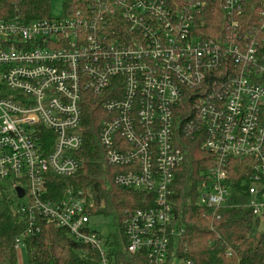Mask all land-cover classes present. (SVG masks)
I'll use <instances>...</instances> for the list:
<instances>
[{
    "label": "built area",
    "instance_id": "obj_1",
    "mask_svg": "<svg viewBox=\"0 0 264 264\" xmlns=\"http://www.w3.org/2000/svg\"><path fill=\"white\" fill-rule=\"evenodd\" d=\"M208 3L84 0L56 19L0 21V179L23 191L24 237L39 231V217L109 264L112 242L90 226L92 193L69 187L46 198L49 178L69 179L81 168L75 155L90 98L106 116L98 141L106 163L120 170L114 185L148 195L150 206L125 213L130 255L144 253L145 264H191L175 257L185 232L172 204L175 174L185 165L175 112L191 93L201 148L211 157L196 206L210 217L227 207L232 162L247 160L248 208L264 222V0H217L216 38L205 37ZM225 63L236 73L220 76L225 84L213 88L222 93L202 89Z\"/></svg>",
    "mask_w": 264,
    "mask_h": 264
},
{
    "label": "trees",
    "instance_id": "obj_2",
    "mask_svg": "<svg viewBox=\"0 0 264 264\" xmlns=\"http://www.w3.org/2000/svg\"><path fill=\"white\" fill-rule=\"evenodd\" d=\"M84 0H63V15L75 10ZM217 0H209L205 13V37L216 38L222 23V14L216 6ZM49 0H0V21L19 20L24 24L50 20ZM215 25L217 29H215ZM261 48L264 54V36ZM229 63L209 75L202 83V89L222 93L213 86L225 84L226 75L232 76ZM221 76V77H220ZM196 93H191L190 101L180 105L175 116V146L183 152L185 165L175 174L172 197L177 223L184 230L182 242L175 252L177 260L186 259L191 264H264V225L252 216L248 208V190L252 185L249 177L252 169L249 161L234 160L228 172L227 187L230 197L227 207L218 215L210 217L196 206V187L203 173L211 167V157L201 148L203 137L197 132V122L193 112ZM106 116L97 100L85 101L81 114V136L83 147L75 157L80 163L79 172L69 179L49 178L47 199L56 200L66 188L72 187L94 196L92 215H110L116 227L112 236L109 264H145L144 253L130 255L125 247V213L150 206L148 195L142 192L117 187L112 177L119 168H112L105 161V153L99 145L98 131ZM185 125H191L189 130ZM14 183L0 179V264H16V241H21L25 249L27 264H100L97 252L89 247L73 242L66 231L57 229L37 217L39 231L24 237L28 228V217L19 214L20 203L14 192ZM264 185V180H263Z\"/></svg>",
    "mask_w": 264,
    "mask_h": 264
},
{
    "label": "rangeland",
    "instance_id": "obj_3",
    "mask_svg": "<svg viewBox=\"0 0 264 264\" xmlns=\"http://www.w3.org/2000/svg\"><path fill=\"white\" fill-rule=\"evenodd\" d=\"M50 4V17L53 19L59 18L63 15V0H49ZM93 195V194H92ZM94 200V196H93ZM91 228L99 234L103 241L112 242V236L116 235V227L113 224L112 217L110 215L100 214L93 216L90 219ZM260 230L264 232V225L262 224ZM107 241V242H106ZM16 264H27V257L25 249L18 248L16 252Z\"/></svg>",
    "mask_w": 264,
    "mask_h": 264
},
{
    "label": "water",
    "instance_id": "obj_4",
    "mask_svg": "<svg viewBox=\"0 0 264 264\" xmlns=\"http://www.w3.org/2000/svg\"><path fill=\"white\" fill-rule=\"evenodd\" d=\"M15 193H16V197L17 199H21L23 196V191L19 188H15Z\"/></svg>",
    "mask_w": 264,
    "mask_h": 264
}]
</instances>
